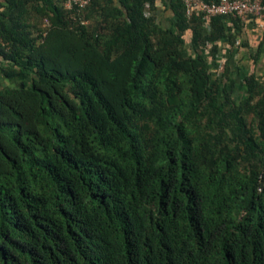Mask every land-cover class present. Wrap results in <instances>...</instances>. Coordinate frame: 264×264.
Masks as SVG:
<instances>
[{
    "label": "trees",
    "instance_id": "16d2710c",
    "mask_svg": "<svg viewBox=\"0 0 264 264\" xmlns=\"http://www.w3.org/2000/svg\"><path fill=\"white\" fill-rule=\"evenodd\" d=\"M156 2L0 0V264H264V72Z\"/></svg>",
    "mask_w": 264,
    "mask_h": 264
},
{
    "label": "crops",
    "instance_id": "0c3cea01",
    "mask_svg": "<svg viewBox=\"0 0 264 264\" xmlns=\"http://www.w3.org/2000/svg\"><path fill=\"white\" fill-rule=\"evenodd\" d=\"M172 0H157V9L156 16L158 17V21L166 28L171 26V20L173 19V12L170 8ZM230 24V23H229ZM231 25V24H230ZM264 34V26H262V22L251 21V22H243V29L240 35V41H237V47H230L227 42L220 43V59L218 60L219 65L221 63H225L229 61V65L232 66L233 69H237V61L241 58H250L252 62H250V66L247 67L244 71L251 74L253 72H257L261 74L264 72V43H262V38ZM187 38H190L191 32H186ZM189 41V40H188ZM243 44V45H242ZM257 56L258 60L255 63L253 57ZM254 63L256 64H253ZM214 67V64H212ZM221 65L219 66V68ZM243 72V71H242ZM5 81V82H4ZM4 82L5 86H14L13 81L4 80L2 75L0 74V83Z\"/></svg>",
    "mask_w": 264,
    "mask_h": 264
},
{
    "label": "built area",
    "instance_id": "2783aa9c",
    "mask_svg": "<svg viewBox=\"0 0 264 264\" xmlns=\"http://www.w3.org/2000/svg\"><path fill=\"white\" fill-rule=\"evenodd\" d=\"M91 0H64L67 9L85 8ZM187 8V14H200L204 20L215 16L233 15L239 17L242 22L258 21L264 26L263 0H218L206 2L204 0H183ZM148 8V5H147ZM148 15L149 12L147 11Z\"/></svg>",
    "mask_w": 264,
    "mask_h": 264
}]
</instances>
